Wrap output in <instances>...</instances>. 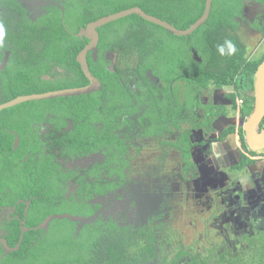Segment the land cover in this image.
I'll return each mask as SVG.
<instances>
[{
  "label": "trees",
  "instance_id": "1",
  "mask_svg": "<svg viewBox=\"0 0 264 264\" xmlns=\"http://www.w3.org/2000/svg\"><path fill=\"white\" fill-rule=\"evenodd\" d=\"M60 1L65 12L57 5H50L49 13L43 12L36 20H31L28 8L21 1L0 0L3 28L0 64L6 52H10L8 63L0 68L3 91L0 103L22 94L87 85L89 80L77 56L89 38L77 33L93 20L140 6L185 29L202 16L206 4V0ZM242 3V0H214L207 22L190 36H176L137 14L103 25L99 28L98 57L96 60L92 54L88 57L92 72L102 81L99 91L26 102L1 112L0 165L7 170L20 163L28 165L30 159H34H25L31 141L16 120L20 116L15 113L17 109L29 103L40 104L45 110L29 111L21 117L53 118L50 122L56 127L51 137L43 141L51 149L50 155L39 156L42 170L39 176L37 172L32 174L33 180L38 179L52 194L33 198L27 220L32 228L25 233L19 250L6 252L2 264H208L204 253L191 252L177 241L174 243V232L168 223L127 224L100 214L93 222L56 218L48 227L39 225L55 213L69 212L82 219L90 218L103 205L92 200L115 193L121 187L133 190L136 167L130 150L133 146L137 152L141 151L137 141L153 139L164 148L180 149L185 168L193 165L196 151L189 138L188 125L195 129L206 127V123L213 126L214 118L228 110L220 104L211 107L212 102H209L213 114L207 119L206 113L201 115V110L206 109L202 98L204 88L210 84L214 89L225 85L233 88L226 96L233 101L234 113L239 108L238 96L246 97L247 92L254 91L256 72L264 61V50L245 58V46L234 32L233 16L237 10H242ZM170 38L182 41L180 53L167 49ZM115 51L119 55H132L136 63L119 70L111 68ZM149 70L161 78L160 82L148 76ZM43 74H50V79L41 78ZM5 78L7 82L3 83ZM10 92L11 97L5 96ZM240 106L242 115L249 116L254 109V97H247ZM22 110L25 114V109ZM69 119L74 127L65 131L63 128ZM17 134L21 142L15 148ZM178 142L184 146L178 147ZM57 148L60 154L72 151L78 158L93 152L101 155L83 169L76 179L78 189L70 196L66 195L67 186L62 180L66 176L68 180L73 178L75 171L61 169ZM21 207L25 209V205ZM78 223L83 224L80 229H77ZM21 232L18 221H13L12 238L15 240L12 245L19 241ZM225 255L222 252L213 264H235L238 260H228Z\"/></svg>",
  "mask_w": 264,
  "mask_h": 264
},
{
  "label": "flooded vegetation",
  "instance_id": "2",
  "mask_svg": "<svg viewBox=\"0 0 264 264\" xmlns=\"http://www.w3.org/2000/svg\"><path fill=\"white\" fill-rule=\"evenodd\" d=\"M242 2H243L242 3L243 5H242V8H240L242 10L241 11L237 10L233 16L234 21L236 23V28L234 32L236 31V34H238L237 31L240 30V28L243 26V22H247V24L249 25L250 31L255 30L258 33L261 32V34L264 36V0H242ZM21 3H23L28 8V11L30 12V16H33V13H35V15L38 14L37 18L41 16L43 12L49 13L47 8L50 5H57L58 7L62 9V12H65V6L61 4L60 0H36L33 2L32 6L30 4L24 3L23 1H21ZM1 9L2 8L0 7V10ZM249 18H250V21L248 20ZM89 54H92V52H90ZM89 54H88V57H89ZM98 54H99V51H98ZM195 54H196V58L201 60L199 55L197 53ZM117 55H118L117 51L112 52L111 61H113L115 56ZM110 67L113 69L119 70L118 68L114 66L113 62H112V66ZM149 71L154 76H156L159 79L158 82H160L161 78L158 75H156L152 70H149ZM210 87H206V90H210L209 93L212 96L216 92V90L225 91L224 89L227 86L225 85L220 89L219 88L214 89L215 86L211 84ZM250 92L251 91L247 93L251 94ZM251 95L254 97V101H255L254 91H252ZM206 98L209 99V96H206ZM29 102H33V101H29ZM209 102H212L211 107L214 104H220V105L226 106L228 110H226L221 115L219 114L220 116L217 115V117L214 118L212 122L213 126H210L209 124L206 123V127L195 129L193 128V125L191 126V124L189 125L187 124L191 130L189 134V138L191 139V142L193 143V145L195 144V147L193 146V150L196 151L197 154L200 153L201 157H199V162H196L195 160H193L194 161L193 165L187 168H185L184 166L183 170L186 173H188L190 169L191 170L195 169V171L199 173L198 176L201 175L203 177L204 176L203 173H205L204 172L205 163L206 165L208 164V157L210 156V153L212 151H214L213 156L218 155L222 164H224V161H225L224 167L222 168L226 172H229V173H225V175L221 176V179H223L225 176L229 174L230 177H232L230 180L231 182L229 183V186H232V184L233 186L239 185V188L238 190H235V192L232 190L233 193H231L230 188L226 190L227 194L226 193L224 194L225 195L224 202H225L226 210L222 213L223 219L226 220L229 218H235L237 216H241L242 220L246 219V224L249 229L245 228L246 229L245 238L249 235V240H250V243L252 244L251 240L255 239V237L258 236V240H257L258 245H255V247L258 248L259 246L263 248V252H264V240L260 241V239L264 237V180L260 179L258 183L255 182L252 178V175H250L251 170L249 169L251 165H253L254 163H258L260 160L263 162V166H264V146L261 148H255L251 146L249 144L247 133L244 130V126H243L245 121L250 118L253 111L250 113L249 116L244 117L242 115L243 114L242 111L240 110V108H242L240 105L244 103L245 101L244 102L242 100L240 102L238 101L239 108L237 109L236 112L233 113V108H232L233 101L232 100L229 99V100L222 101L219 99H212L207 102L204 101V103H206V109L203 108V110L201 111V115H204L206 113V119L208 118L207 116H210L213 114L211 113L212 108L211 110L209 109ZM29 105H32V107L31 109L24 108L25 109L24 115H27L26 113H28L29 111L35 112L32 110L40 108L38 107L40 104H37V103H29L27 106ZM16 113H19V112L16 111ZM24 117L25 118L18 116L16 120H18V123H20L21 126L23 127L21 130L23 134L25 135V137L29 141H31V145H30V148L28 147L25 159L29 157H33L34 159L31 158L30 159L31 161L29 162L28 165H24L20 163L18 165L19 167L15 166L14 168H11L8 170L0 165V238L6 239L8 245H10L11 247H16L20 241L22 244L25 233L28 232L32 228L27 225V220H28V215H29L28 211L33 202V198L34 197L39 198L40 195H44L48 197L52 194L42 187V185L38 182V179L33 180L32 174L37 172L36 175H38V172L42 170L38 164L39 156L50 155L51 149L48 148V145L44 144L43 141L49 139L51 137V134L55 132V128H56L55 124L50 122L51 120H53V118L43 119V118H38V117H35V118L26 117V116ZM224 121L229 122V125L225 128L222 126ZM70 124L72 125L70 126ZM73 127H74V122L71 119H69L68 125L65 128H63V130L65 131L70 130ZM15 130H18V129H15ZM255 130L256 132H261L262 130H264V119L261 121V123L258 126H256ZM199 131H203L202 133L204 134L206 133V137L208 138V140L206 139V142L204 139H198L197 133H200ZM17 138H19V145H20L21 138L18 134L15 138V142ZM18 147H15V148H18ZM201 147H203V149H201ZM55 152L59 155L57 157V161L60 163V165H62V168H61L62 170L75 171V173H73V178L68 180V176H66L62 180V183L64 185L66 184L67 186L66 195L70 196L73 194V192H76V190L78 189L79 184L76 183V179L83 173V169L86 168L90 163L98 160L97 157L99 158L101 155H99L97 152H93L90 155H84L82 158H78L77 156H74L77 153H73L72 151L70 153L60 154V149L57 148ZM93 156L94 157L96 156V159H93L92 158ZM245 157L249 159L248 162H246V164L243 163L244 160L246 159ZM89 158H92V160L89 161L86 164V166L85 165L81 166L82 164L74 165V163L77 161H80L82 159H89ZM221 158L224 161H222ZM245 168L247 169L246 173L243 172ZM233 169H237V172H241L243 174V176L246 178L245 184H244V179H242L243 176L239 177L238 174L235 175L236 173H234ZM137 170H139V168H137ZM159 173L160 171L156 172L153 175L158 177L157 174ZM263 176H264V172H263ZM197 177L194 176V179H197ZM136 178L137 176L135 172L133 174V179L136 181ZM242 184L245 186V188H241L240 185ZM131 186L133 185L131 184ZM121 188H124V187H121ZM203 188L206 190V187H203ZM127 191H131V190H127ZM111 194L113 193H109L108 195H102V196L109 197V195ZM78 197L79 196H77L76 198L77 200H78ZM173 200L174 198H170L168 196V200L165 201L167 203L166 207L162 205V202L158 204V201H156L157 204L153 205V202H152L153 200H152L150 201L151 205H149L148 203H145L142 201L141 203L143 205V211L141 212V215H140L142 218L139 219L138 221L146 225L148 224L157 225V224L165 222V220H168L167 222H165V223H168L169 220L171 219L172 207H173V210H174V207H176V204L175 206H173ZM132 201H134L133 198H132ZM232 201H235V204H233ZM107 204H109V202H107ZM21 205H25V209H23ZM104 205L105 204H103L101 208H103ZM135 205H137V202L131 203V206H135ZM153 207H157V208H154L155 209L154 212L151 211V208ZM65 213H69V212H65ZM55 214H58V213H55ZM13 221H18L22 229V232L20 234V239L15 245H12V243L15 240V238H12ZM121 222L131 224L129 222H125L124 220L120 221V223ZM168 224L170 225V223ZM24 227H26L27 230L25 231L24 236L22 237ZM236 227L237 226H234V228L232 229L236 231ZM21 244H20V248H21ZM251 246H253V244ZM0 247L3 250V253H2V250L0 249V264H2L1 262L2 258L7 255L6 252L17 251V250L7 251L6 248L4 247L3 242H0ZM251 259L254 260L253 258ZM260 260L263 261V264H264V253H263V256L260 258ZM253 264H259V263L257 261V263H253Z\"/></svg>",
  "mask_w": 264,
  "mask_h": 264
},
{
  "label": "rangeland",
  "instance_id": "3",
  "mask_svg": "<svg viewBox=\"0 0 264 264\" xmlns=\"http://www.w3.org/2000/svg\"><path fill=\"white\" fill-rule=\"evenodd\" d=\"M37 16L38 14L35 15V13H33V16L29 15L31 20H36ZM175 16L179 17L177 15ZM248 20L250 21V18ZM237 32L239 34L237 35L239 36L240 41L245 46L247 54L246 56H252L254 53L257 54L259 51L264 50V36L261 34V32L258 33L255 30L250 31L247 22H243V26ZM181 43V40L170 38V47L166 48L174 49L179 52V50L182 51L183 48ZM126 55L127 54H118L115 56L112 62L116 68L121 69L126 65H132L136 63L132 55ZM204 63L206 64V62ZM211 63L212 61L209 64ZM223 68L224 64L222 69ZM218 69L219 68H215V70ZM156 71L158 72V68ZM45 76H50V74H43L41 78L46 80L50 79L49 77L45 78ZM1 80L2 78L0 76V81ZM6 82L7 81L5 78L3 83ZM210 85L208 87H210ZM179 86L178 89L180 88ZM204 89L202 98L205 102L212 99H219L222 101L229 100L226 95L228 92L231 93L233 91V88L226 87L224 89L225 91L216 90V92L211 96L209 93L210 90H206V88ZM1 92L3 91L1 90L0 93ZM250 93L252 94V92ZM8 94L9 97H11L13 93H7L5 96ZM251 94L247 93L246 97H244V94H240L238 96V101H246L247 97L252 96ZM185 96L186 93L184 92L183 100H185ZM206 96H209V99L206 98ZM189 97L194 99L193 96ZM196 100L197 99L194 101ZM31 107L32 105H29L27 107L17 109L20 111L18 113L20 117L24 115V110L22 109H31ZM39 107L40 108L34 109L32 111L39 112L45 110V108L41 105H39ZM228 125V121H224L222 124L224 128ZM199 132L200 133H197L198 139H204L206 142V139L208 140L206 133H202L203 131ZM136 144L141 145L142 149L140 152H137L132 146V150H130V155L133 156V164L136 166L135 172L137 176L136 181L133 182V184H135L133 185V191H127L126 189L121 188L115 193L109 195V197L100 196L95 200H92V202L96 201L101 204H105L101 213L104 218L111 217L117 219V221L124 220L125 222H129L131 224H138V220L142 218L140 216L141 212L143 211V205L141 203L142 201L148 203L149 205H151L150 201L152 200L153 205L157 204L156 201H158V204L162 202V205L166 207L167 203L165 201L168 200L169 196L170 198H174L173 206L176 204L174 210L172 207L171 219L168 222L170 223L171 229L174 232V243L177 241L178 245H183L191 252L197 251L204 253L203 258H208V264L217 262V259L222 252L226 254L225 256L228 260L230 258H233V260L238 258L236 263L232 260L235 264H253L257 263V261L259 264H263V261L260 260L264 253L263 248L258 246V248L261 249L260 250L255 247V245H258V236L251 240L253 246H251L252 244L250 243L249 235L245 238V230L249 229L246 224V219L242 220L241 216L226 220L223 219L222 213L226 210L224 194L228 188L231 189V193H233V191L235 192V190H238L239 185L233 186L232 184V186H229V183L231 182L230 180L232 178L229 174L221 179V176L225 175V173H229L222 168L225 164V161L222 158L221 159L224 161V164H222L218 155L213 156L214 151H212L208 157V164L206 165L205 163V173H203L204 176L202 177L200 175L197 177V179H194V176L198 175L199 173H197L195 169H190L188 173L183 170V167L186 165V161L181 155V152L179 151L180 149L175 150L169 146L164 148L153 139L148 141L141 140L139 143L137 141ZM181 144L182 143L178 142V147L184 146V144ZM201 149H203V147H201ZM199 157H201V154H197L196 152L194 160L199 162ZM92 158L96 159V156H93ZM92 158L82 159L75 162L74 165L82 164L81 166H86V164L91 161ZM263 167V162L261 160L249 167L251 170L250 175H252L253 180L257 183L260 179L264 180ZM137 168H139V170H137ZM233 170L234 173H236L235 175L238 174L239 177L243 176L241 172H237V169ZM158 171H160V173L157 174L158 177L154 176L153 174ZM243 172L246 173L247 169L245 168ZM242 179H244L245 184L246 178L243 176ZM242 185H240L241 188H245V186L243 185V187ZM203 187H206V190ZM132 198L134 201H132ZM107 202H109V204H107ZM133 202H137V205L131 206V203ZM232 203L235 204V201H232ZM154 208L157 207L151 208V211L154 212ZM167 221L168 220H165V222ZM82 226L83 224L78 223L77 229H80ZM234 226H237L236 231L232 229ZM54 230H56V228ZM261 240H264V237L261 238L260 241Z\"/></svg>",
  "mask_w": 264,
  "mask_h": 264
},
{
  "label": "water",
  "instance_id": "4",
  "mask_svg": "<svg viewBox=\"0 0 264 264\" xmlns=\"http://www.w3.org/2000/svg\"><path fill=\"white\" fill-rule=\"evenodd\" d=\"M20 1H23L24 3L30 4L32 6L33 2L36 0H20ZM213 1L214 0H206L205 9H204L202 16L198 18L188 28H185V29L178 28L177 26H175L174 24H172L171 22L165 19L149 14L140 6H132V7L102 16L96 20L89 22L86 27L81 28L80 31L77 33V36H85L89 38L88 43L80 51L77 57V61L80 63L81 69L83 70L85 76L88 78L89 83L84 86L62 88V89L50 90V91L41 92V93H31V94H23V95L16 96L10 100L0 103V117H1V112L3 110L19 105L24 102L52 99V98H58V97H69V96H76V95H82V94H91L93 92L99 91L102 87V82L92 72L90 65H89V61H88V54L92 52L93 58L95 60L97 59L98 51H99L98 43L100 40L99 28L102 27L103 25H106L110 22L119 20L121 18L127 17L132 14H137L143 19L165 28L170 33L176 36H190L198 28H200L203 24L207 22L211 14ZM9 55H10V52L8 51L6 53V57L4 61L0 65L1 69L4 68L5 65L7 64L9 60ZM148 75L153 80L158 82L159 79L156 76H154L150 71L148 72ZM46 77L48 78L50 76H45V78ZM254 96H255L254 110L250 118L245 121L243 126H244V130L247 133L249 144L255 148H261L264 146V130H262L261 132H256L255 128L264 119V61L259 65L257 72H256ZM71 125L72 124H70V126ZM15 143H16L15 147H18L19 138L16 139ZM102 211H103V208H101L95 215L91 216L88 219H82L79 216H74L70 213L52 214L48 216L42 222L40 227H47L52 222V220L56 218H60V219L71 218L72 220H75V221L82 220L83 223L93 222L99 217ZM26 230L27 228L24 227L22 237L24 236V233ZM0 242H3L4 247L6 248L7 251L18 250L21 244V241H20L16 247H11L10 245H8L7 240L4 238H0Z\"/></svg>",
  "mask_w": 264,
  "mask_h": 264
},
{
  "label": "clouds",
  "instance_id": "5",
  "mask_svg": "<svg viewBox=\"0 0 264 264\" xmlns=\"http://www.w3.org/2000/svg\"><path fill=\"white\" fill-rule=\"evenodd\" d=\"M3 37V28H2V26H0V38H2Z\"/></svg>",
  "mask_w": 264,
  "mask_h": 264
}]
</instances>
